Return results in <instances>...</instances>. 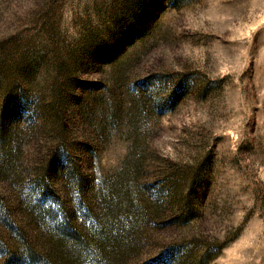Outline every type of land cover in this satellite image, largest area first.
Instances as JSON below:
<instances>
[{
  "label": "rangeland",
  "instance_id": "374dc122",
  "mask_svg": "<svg viewBox=\"0 0 264 264\" xmlns=\"http://www.w3.org/2000/svg\"><path fill=\"white\" fill-rule=\"evenodd\" d=\"M0 264H264V0H0Z\"/></svg>",
  "mask_w": 264,
  "mask_h": 264
}]
</instances>
